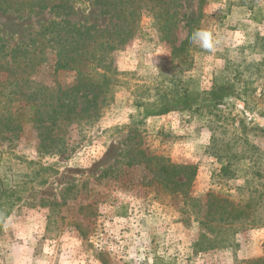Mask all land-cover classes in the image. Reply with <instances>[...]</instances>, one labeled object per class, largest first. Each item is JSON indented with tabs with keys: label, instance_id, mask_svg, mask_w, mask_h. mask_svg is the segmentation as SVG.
<instances>
[{
	"label": "rangeland",
	"instance_id": "obj_1",
	"mask_svg": "<svg viewBox=\"0 0 264 264\" xmlns=\"http://www.w3.org/2000/svg\"><path fill=\"white\" fill-rule=\"evenodd\" d=\"M83 9L78 20L103 24L95 8ZM182 14H200L195 29L213 33L215 50L190 40L173 51L185 40L184 23L171 28L166 42L152 14L141 9L131 26L135 37L109 57V92L98 117L70 125L61 152H43L28 118L10 130L0 117V184L7 201L0 264L264 260V0H204L200 10L198 0H190L178 18ZM51 17L0 12V42L15 45ZM34 80L49 89L75 84L73 72L42 70ZM223 84L237 96L145 116L171 90L203 92ZM24 105L12 103L11 112L28 114ZM162 161L195 167L186 191L163 180ZM212 195L227 200L225 218L232 213L215 223V232H226L227 246L199 251V235L210 237L199 222Z\"/></svg>",
	"mask_w": 264,
	"mask_h": 264
},
{
	"label": "trees",
	"instance_id": "obj_2",
	"mask_svg": "<svg viewBox=\"0 0 264 264\" xmlns=\"http://www.w3.org/2000/svg\"><path fill=\"white\" fill-rule=\"evenodd\" d=\"M188 1L0 0L2 14L12 13L20 19L44 12L52 16L30 30L15 45L0 42V71L5 74V79L0 81V104L4 109L0 117L5 120L2 127L8 125V129L15 130L11 126L14 124L20 129L22 124L17 121L28 118L43 152H61L64 148L63 135L70 125L98 117L99 103L105 102L109 92L106 87L111 71L109 57L135 37V30L131 26L136 23L140 10L152 14L158 25L157 30L162 34L161 39L166 42L171 28L183 22L187 28L185 40L178 48L171 46L173 51H181L191 40L196 30L195 24L200 19V14L196 17L182 14L178 18L179 11L186 8ZM203 1L198 0V10ZM85 6L96 9L98 16L104 20L102 25L77 19L79 12L86 10L83 9ZM42 70L47 71L49 76L58 72H73L75 84L65 89H49L45 82L36 83L34 80ZM231 95L237 96L231 84L214 85L203 92L174 89L162 97L158 106L146 109L145 116L183 111L195 102H212L216 106ZM14 102H24V106H29V113H12L11 105ZM159 171L164 181L173 183L175 189L183 191L190 187L196 175L194 166L175 165L167 161H162ZM1 187L0 184V215H4L7 201L6 192ZM227 206V200L222 197L212 195L207 199L206 220L199 223L204 228L208 227L210 237L207 233L199 235L194 244L199 251L227 246L226 232H215L218 229L215 223L227 222L232 217L231 212H227L226 218L224 216ZM235 215L238 217L240 212L237 211ZM249 264H264V260Z\"/></svg>",
	"mask_w": 264,
	"mask_h": 264
},
{
	"label": "clouds",
	"instance_id": "obj_3",
	"mask_svg": "<svg viewBox=\"0 0 264 264\" xmlns=\"http://www.w3.org/2000/svg\"><path fill=\"white\" fill-rule=\"evenodd\" d=\"M191 40L194 43H198L202 49L207 50L209 52L214 51L218 44V40L214 37L213 33L208 30H195L192 34Z\"/></svg>",
	"mask_w": 264,
	"mask_h": 264
}]
</instances>
